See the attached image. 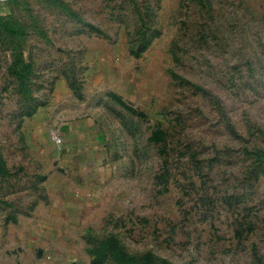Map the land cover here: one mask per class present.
<instances>
[{"label":"rangeland","instance_id":"1","mask_svg":"<svg viewBox=\"0 0 264 264\" xmlns=\"http://www.w3.org/2000/svg\"><path fill=\"white\" fill-rule=\"evenodd\" d=\"M0 264H264V0H0Z\"/></svg>","mask_w":264,"mask_h":264},{"label":"crops","instance_id":"2","mask_svg":"<svg viewBox=\"0 0 264 264\" xmlns=\"http://www.w3.org/2000/svg\"><path fill=\"white\" fill-rule=\"evenodd\" d=\"M62 91L60 85L57 86L51 106L43 112L46 114L49 112L50 116L46 115L48 120L61 123L63 130H66L68 146L71 149V162L78 167H86L92 163V159L94 161L99 156V136H94L97 120L84 116L82 108L78 105L79 101L73 98L69 91L63 96Z\"/></svg>","mask_w":264,"mask_h":264}]
</instances>
